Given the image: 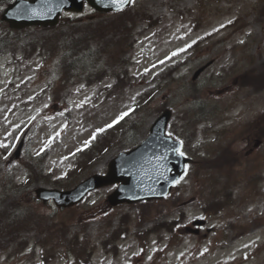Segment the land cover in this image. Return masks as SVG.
Instances as JSON below:
<instances>
[{"label":"rangeland","instance_id":"1","mask_svg":"<svg viewBox=\"0 0 264 264\" xmlns=\"http://www.w3.org/2000/svg\"><path fill=\"white\" fill-rule=\"evenodd\" d=\"M262 6L264 0H132L126 13L133 22L121 35L90 37L95 24L126 16L89 7L77 25L13 31L19 42L0 53V143L8 146L0 147V264H264ZM63 27L82 45L78 57L60 38L51 42ZM79 33L84 43L75 41ZM82 62L84 75L70 73ZM164 108L172 110L167 134L189 141L179 138L192 162L163 200L144 209L110 206L111 185L62 208L37 198L35 188L67 189L105 172L113 156L148 135ZM105 136L112 143L97 164L88 167L82 155L77 169L79 154ZM14 211L37 216L27 224ZM201 218V233L188 231ZM23 236L30 239L20 251ZM75 236L85 243L67 246Z\"/></svg>","mask_w":264,"mask_h":264},{"label":"water","instance_id":"2","mask_svg":"<svg viewBox=\"0 0 264 264\" xmlns=\"http://www.w3.org/2000/svg\"><path fill=\"white\" fill-rule=\"evenodd\" d=\"M86 1L98 11L116 10L129 3L128 0L124 3H113L112 0ZM82 4L83 0H15L5 8L2 19L14 28L54 25L62 9L79 11ZM169 117L170 110H164L151 125L145 141L112 158L105 174H91L67 190L36 188L37 197L43 201L53 199L59 206H72L89 191L114 183L120 184L107 197L111 205L163 197L183 171L184 163L189 160L172 150L177 148L179 142L164 133ZM19 151L20 148L18 153H14L15 157Z\"/></svg>","mask_w":264,"mask_h":264},{"label":"trees","instance_id":"3","mask_svg":"<svg viewBox=\"0 0 264 264\" xmlns=\"http://www.w3.org/2000/svg\"><path fill=\"white\" fill-rule=\"evenodd\" d=\"M10 2V0H0V7H4L6 6L8 3ZM127 9H122L120 11H118L117 13H112V14H102V15H123L126 16V19L123 22H116V21H103L102 24H95L89 32L90 37H103L101 33H103L104 31H108L107 34H109L110 32L114 35H121L124 32V29L127 28L128 26H131L132 24L129 21L133 22V19L128 17V14L126 13ZM1 12V11H0ZM128 12V11H127ZM67 21V22H66ZM80 21H83L81 19H74V20H70V19H65V18H61L60 19V24H64L66 23V25H68V23L72 24V25H77L78 23H80ZM62 22V23H61ZM0 24H2V28L0 30V51L8 48L10 44H17L19 42V36L18 37H13V31L15 33H17V35H19L22 30H12L7 27V24L5 22H1ZM59 24V25H60ZM58 33H53L50 35V40L51 42H54L55 38H60L61 39V47L63 49H65L66 47H69L70 51L69 53H77L78 55H75L76 57H78L80 54L78 53V50L81 49L82 45L73 42L72 39V35L71 32H68L64 27L62 29H58L56 30ZM85 34V33H84ZM106 34V35H107ZM86 35V34H85ZM86 37H88L86 35ZM84 36L79 33L76 37H75V41H79V40H83ZM84 43V41H82ZM57 47L60 48V44L56 45ZM67 50V49H65ZM102 50V49H101ZM72 60V59H71ZM79 60H81V58H79ZM73 64V61H69L67 65L69 64ZM84 64H80V66H83ZM65 71H68L67 68H65ZM110 143H112V141L108 138V136H105V140L102 141H98L95 145H94V149L93 150H88L86 152H83V157L85 158V160H83L84 163H86L88 165V167H94L97 164V161L99 160V158L101 156H103L105 154L106 148ZM96 149V150H95ZM98 149H101L100 151H102V153L100 154V151ZM78 166L76 167L77 169L82 170L83 166H80V163H77ZM80 175V174H79ZM12 204H14L15 202H11ZM18 203V202H16ZM18 212L14 211L12 212V216L14 215L15 217H17L18 219H23L24 221H28L27 224L34 222L35 220H30V219H36V213L32 212V213H28L25 216H22L20 218V216L17 215ZM7 214V213H6Z\"/></svg>","mask_w":264,"mask_h":264},{"label":"snow or ice","instance_id":"4","mask_svg":"<svg viewBox=\"0 0 264 264\" xmlns=\"http://www.w3.org/2000/svg\"><path fill=\"white\" fill-rule=\"evenodd\" d=\"M112 2L113 3H124L125 2V0H112ZM128 2H131V0H128ZM57 7H59V5H57ZM32 11H35V10H32ZM173 55H175V53H173ZM132 110L131 109H129L128 110V112H122V113H120L117 117H116V119L115 120H113L112 121V123L111 124H107V125H105V128H99V129H97L96 130V132H103V131H105V129L106 128H111L113 125H115V124H117L120 120H122L124 117H126L128 114H129V112H131ZM61 115H62V113H61ZM57 135H58V133H57ZM169 135H171V134H169ZM95 136H96V133H93V135H92V137L90 138V139H95ZM51 139V138H50ZM87 144H88V141H86L85 142V146H87ZM48 146V143H45V147H47ZM0 147H8L7 145H4V144H2V143H0ZM173 151H175L176 153H178L179 155H181V156H183L184 155V153L179 149V148H174V149H172ZM41 151H43V148L41 149ZM78 151H79V149H78ZM187 168V165H185V169ZM178 182V181H177Z\"/></svg>","mask_w":264,"mask_h":264},{"label":"bare ground","instance_id":"5","mask_svg":"<svg viewBox=\"0 0 264 264\" xmlns=\"http://www.w3.org/2000/svg\"><path fill=\"white\" fill-rule=\"evenodd\" d=\"M247 239H249V237H248V236H246V237H243V241H247ZM219 262H222V259H221V258L219 259Z\"/></svg>","mask_w":264,"mask_h":264},{"label":"flooded vegetation","instance_id":"6","mask_svg":"<svg viewBox=\"0 0 264 264\" xmlns=\"http://www.w3.org/2000/svg\"><path fill=\"white\" fill-rule=\"evenodd\" d=\"M59 240H60V242H61V239H60V237H59Z\"/></svg>","mask_w":264,"mask_h":264}]
</instances>
